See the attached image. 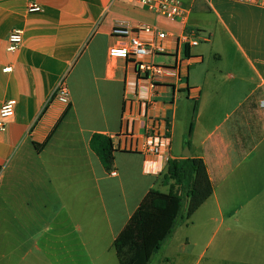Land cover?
<instances>
[{
  "label": "crops",
  "instance_id": "obj_1",
  "mask_svg": "<svg viewBox=\"0 0 264 264\" xmlns=\"http://www.w3.org/2000/svg\"><path fill=\"white\" fill-rule=\"evenodd\" d=\"M182 3L186 26L210 39L188 56L152 58L182 68L151 83L132 61L108 56L120 44L113 27L180 34L183 24L128 0H0V110L16 102L0 131L1 255L119 264L113 243L186 148L205 162L214 189L195 215L208 204L222 219L234 209L251 230L252 215L264 211V0ZM14 30L23 42L10 52ZM61 79L67 106L51 100ZM152 133L169 138L165 156L143 152ZM94 134L113 139L110 171L90 147Z\"/></svg>",
  "mask_w": 264,
  "mask_h": 264
},
{
  "label": "trees",
  "instance_id": "obj_2",
  "mask_svg": "<svg viewBox=\"0 0 264 264\" xmlns=\"http://www.w3.org/2000/svg\"><path fill=\"white\" fill-rule=\"evenodd\" d=\"M188 53L186 50L184 56ZM44 145L35 144L37 148ZM90 147L110 171L115 153L113 139L94 134ZM160 185L169 187V191L152 189L113 243L119 264H150L176 229L183 206L186 204L187 219H191L214 192L205 162L193 157L169 160Z\"/></svg>",
  "mask_w": 264,
  "mask_h": 264
},
{
  "label": "built area",
  "instance_id": "obj_3",
  "mask_svg": "<svg viewBox=\"0 0 264 264\" xmlns=\"http://www.w3.org/2000/svg\"><path fill=\"white\" fill-rule=\"evenodd\" d=\"M116 0H109L113 3ZM137 3L153 14L164 19L183 24L180 34L165 31L159 27L144 25L138 29H132L124 22H118L112 29V35L120 39L118 46H113L108 50V56L113 59H124L132 61L138 71L144 74L151 83L162 80L166 76H173L181 73L182 65L176 62L174 66L157 64L152 58L170 54H178L179 51L185 53L202 42L209 41V37L203 38L200 30L186 26L190 16V8L186 7L179 0H128ZM30 12H40L42 8L38 4H31ZM186 26V27H185ZM141 33L151 35V39L144 40ZM8 51L15 52L23 42V32L14 30L9 35ZM172 43V47L167 46ZM174 46V47H173ZM56 100L63 105H69V91L65 80L61 79L56 86L51 100ZM15 101L4 103L0 110V131L5 130L6 121L12 119L15 114ZM260 108L264 109V98L260 101ZM146 106V103H145ZM169 150V138L161 137L155 133L146 137L143 145V152L154 156H165ZM116 175L115 172L112 173ZM1 176V174H0Z\"/></svg>",
  "mask_w": 264,
  "mask_h": 264
},
{
  "label": "rangeland",
  "instance_id": "obj_4",
  "mask_svg": "<svg viewBox=\"0 0 264 264\" xmlns=\"http://www.w3.org/2000/svg\"><path fill=\"white\" fill-rule=\"evenodd\" d=\"M201 33L204 34L203 31ZM157 63L170 64L165 59ZM157 189L164 193L169 191V187ZM234 211L231 209L222 219L208 204L187 219L185 204L171 238L153 256L150 264H264V211L252 215L251 230L248 225H245L247 230L240 228ZM18 255H10L7 249L3 255L0 254V264H9L15 259L17 264H21ZM53 258L57 260L56 256ZM32 261L36 263L35 252L25 260L26 264H33Z\"/></svg>",
  "mask_w": 264,
  "mask_h": 264
},
{
  "label": "water",
  "instance_id": "obj_5",
  "mask_svg": "<svg viewBox=\"0 0 264 264\" xmlns=\"http://www.w3.org/2000/svg\"><path fill=\"white\" fill-rule=\"evenodd\" d=\"M185 152L184 155L187 157V158H190L191 157V154L189 153V150L186 148L185 149Z\"/></svg>",
  "mask_w": 264,
  "mask_h": 264
}]
</instances>
